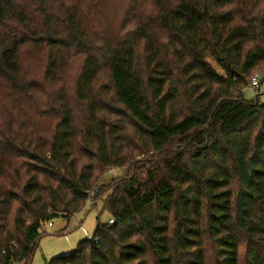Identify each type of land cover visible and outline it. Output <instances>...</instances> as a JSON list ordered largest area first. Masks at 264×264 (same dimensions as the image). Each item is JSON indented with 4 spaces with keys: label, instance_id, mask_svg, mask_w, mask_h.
Returning <instances> with one entry per match:
<instances>
[{
    "label": "trees",
    "instance_id": "obj_1",
    "mask_svg": "<svg viewBox=\"0 0 264 264\" xmlns=\"http://www.w3.org/2000/svg\"><path fill=\"white\" fill-rule=\"evenodd\" d=\"M256 73L264 0H0V264L106 190L108 224L50 264H264Z\"/></svg>",
    "mask_w": 264,
    "mask_h": 264
},
{
    "label": "rangeland",
    "instance_id": "obj_2",
    "mask_svg": "<svg viewBox=\"0 0 264 264\" xmlns=\"http://www.w3.org/2000/svg\"><path fill=\"white\" fill-rule=\"evenodd\" d=\"M27 66L29 67L28 73L30 75L40 73V69H36L39 67V63L33 60L31 56L27 58ZM74 76L75 71H71L69 77L73 78ZM259 83L258 96L252 95L247 90L245 98L248 101H256L258 99L259 103L264 105V74L260 75ZM0 103L3 108L6 106L4 100H0ZM1 111L4 112L5 110H0V121L2 119ZM132 149L134 150V148ZM133 153L132 160L125 167L112 168L104 172L100 176L102 178L99 181V186L112 185L127 179L130 175L131 163H139L140 165L141 161L151 156V154L137 155L138 151L136 150ZM106 192H102L97 198L99 199L97 202L89 200L83 209L70 220L60 218L46 224L42 229V237L38 243L33 264H50L54 259L70 255L78 249L80 243L91 240L94 237L98 225L108 224L110 216L104 211Z\"/></svg>",
    "mask_w": 264,
    "mask_h": 264
},
{
    "label": "built area",
    "instance_id": "obj_3",
    "mask_svg": "<svg viewBox=\"0 0 264 264\" xmlns=\"http://www.w3.org/2000/svg\"><path fill=\"white\" fill-rule=\"evenodd\" d=\"M259 79H260V74L258 73L254 74L253 77L250 79L248 90L252 93V95L258 96L260 89ZM113 223L114 221L111 220L109 224H113Z\"/></svg>",
    "mask_w": 264,
    "mask_h": 264
}]
</instances>
